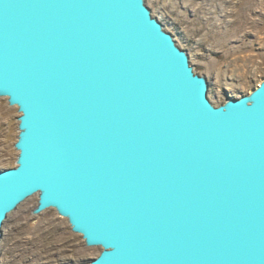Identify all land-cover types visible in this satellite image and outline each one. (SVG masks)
Segmentation results:
<instances>
[{
    "label": "water",
    "instance_id": "95a60500",
    "mask_svg": "<svg viewBox=\"0 0 264 264\" xmlns=\"http://www.w3.org/2000/svg\"><path fill=\"white\" fill-rule=\"evenodd\" d=\"M146 0H0V96L17 105L0 241L38 194L90 264H264V78L215 105Z\"/></svg>",
    "mask_w": 264,
    "mask_h": 264
},
{
    "label": "rangeland",
    "instance_id": "374dc122",
    "mask_svg": "<svg viewBox=\"0 0 264 264\" xmlns=\"http://www.w3.org/2000/svg\"><path fill=\"white\" fill-rule=\"evenodd\" d=\"M186 49L196 72L209 81L208 97L220 105L264 78V0H146ZM17 105L0 96V169L16 166ZM38 194L22 202L3 224L0 264H90L102 251L88 246L66 217L50 207L32 210Z\"/></svg>",
    "mask_w": 264,
    "mask_h": 264
}]
</instances>
